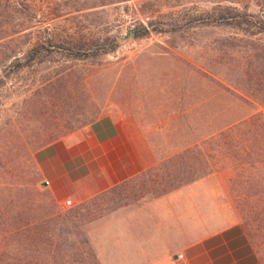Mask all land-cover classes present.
Segmentation results:
<instances>
[{"label": "rangeland", "instance_id": "rangeland-1", "mask_svg": "<svg viewBox=\"0 0 264 264\" xmlns=\"http://www.w3.org/2000/svg\"><path fill=\"white\" fill-rule=\"evenodd\" d=\"M252 112L264 118V0H0V264H102L118 204L218 165L264 264L217 158L243 156L250 127L231 123ZM102 113L145 129L155 161L63 206L34 153Z\"/></svg>", "mask_w": 264, "mask_h": 264}, {"label": "crops", "instance_id": "crops-1", "mask_svg": "<svg viewBox=\"0 0 264 264\" xmlns=\"http://www.w3.org/2000/svg\"><path fill=\"white\" fill-rule=\"evenodd\" d=\"M152 147L145 129L102 113L83 128L41 146L34 158L56 200H81L151 166ZM218 177H223L221 170H212L156 195L118 204L107 220L101 263L261 264L229 208L228 177Z\"/></svg>", "mask_w": 264, "mask_h": 264}, {"label": "trees", "instance_id": "trees-1", "mask_svg": "<svg viewBox=\"0 0 264 264\" xmlns=\"http://www.w3.org/2000/svg\"><path fill=\"white\" fill-rule=\"evenodd\" d=\"M102 49L104 50L105 47ZM242 122H247V127H250L245 151L242 152L243 156L234 148L225 146L217 157L218 164L225 162L235 170L230 180L236 207L240 212L243 224L248 227L254 243L257 246H262L261 250L263 249L262 252H264V173H257L258 170L264 169V118L261 119L255 112H252L231 124L235 127ZM238 136H233V146L240 143ZM201 153L204 157L203 160L207 161V166L210 168L213 158L208 159L209 153L206 151ZM224 156L227 157L226 160L222 159ZM218 166L210 169L220 168ZM245 169H249V173H245Z\"/></svg>", "mask_w": 264, "mask_h": 264}, {"label": "built area", "instance_id": "built-area-1", "mask_svg": "<svg viewBox=\"0 0 264 264\" xmlns=\"http://www.w3.org/2000/svg\"><path fill=\"white\" fill-rule=\"evenodd\" d=\"M45 183H46V181L45 180H43ZM71 204V198H69V197H67V198H64L62 201H61V205H63V206H69ZM175 256H180V253L179 252H177V253H175Z\"/></svg>", "mask_w": 264, "mask_h": 264}, {"label": "water", "instance_id": "water-1", "mask_svg": "<svg viewBox=\"0 0 264 264\" xmlns=\"http://www.w3.org/2000/svg\"><path fill=\"white\" fill-rule=\"evenodd\" d=\"M41 184H45V182L42 180L41 182H40Z\"/></svg>", "mask_w": 264, "mask_h": 264}]
</instances>
